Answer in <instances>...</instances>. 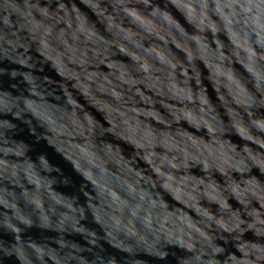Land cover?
Masks as SVG:
<instances>
[{"label": "water", "instance_id": "water-1", "mask_svg": "<svg viewBox=\"0 0 264 264\" xmlns=\"http://www.w3.org/2000/svg\"><path fill=\"white\" fill-rule=\"evenodd\" d=\"M0 264H264V0H0Z\"/></svg>", "mask_w": 264, "mask_h": 264}]
</instances>
